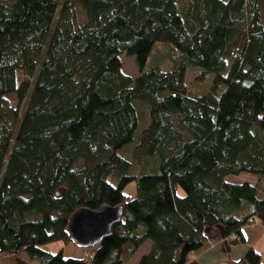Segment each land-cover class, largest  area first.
<instances>
[{
  "label": "trees",
  "instance_id": "1",
  "mask_svg": "<svg viewBox=\"0 0 264 264\" xmlns=\"http://www.w3.org/2000/svg\"><path fill=\"white\" fill-rule=\"evenodd\" d=\"M156 42L170 47L166 69L146 66ZM122 52L137 78L123 71ZM191 66L198 80L212 75L196 92ZM103 205H122V217L88 256L42 247L78 245L70 216ZM256 222L264 0H0V253L124 264L148 239L135 264H184L212 227L234 242ZM239 262L261 264L260 254L249 247Z\"/></svg>",
  "mask_w": 264,
  "mask_h": 264
},
{
  "label": "rangeland",
  "instance_id": "2",
  "mask_svg": "<svg viewBox=\"0 0 264 264\" xmlns=\"http://www.w3.org/2000/svg\"><path fill=\"white\" fill-rule=\"evenodd\" d=\"M79 13V12H78ZM80 21L82 20V16L79 17ZM169 45L168 43H164V42H156L153 45V49L151 51V53L148 56L147 62H146V66H150L152 64H157L159 65L161 68L166 69L169 67V62L167 65V57H166V53L169 49ZM119 58L121 60L122 63V69L123 71H125L126 73L130 74L134 79L137 78L138 76V68L134 59V56L132 55H128L125 52H122L119 55ZM169 61V60H168ZM211 74L209 73L207 75V77L205 78V80H198L199 77V68L197 67H188L187 71L185 73V77L187 80V84L189 87V91L191 90L192 92H196L199 91L205 87L208 86V84L211 81ZM198 80V81H197ZM190 91V92H191ZM7 98L10 102V104L12 106L15 105L16 103V98L14 94H9L7 95ZM145 112L142 114L141 116V122H140V126L142 127L143 125H145L146 123V117H145ZM122 151V150H121ZM120 151V152H121ZM126 156H131V157H137L140 155V150L136 149V151L134 150H127L124 153ZM136 182L135 180H131L130 182L127 183V185L124 187L123 191L125 194H127L128 196H133L135 194V190H136ZM257 226H253L251 229L255 230ZM151 241L150 240H145L138 248L137 250L130 256H128L126 258V263L124 264H135L134 260H137L139 258V256L145 252L149 247H150ZM43 248L51 251V252H55L57 251L59 248L63 249V254L64 256H75V254H77V251L81 250V256H88L89 251L93 250V247H89V246H81V245H76L72 242H68L65 240H57V241H52V242H48L42 245Z\"/></svg>",
  "mask_w": 264,
  "mask_h": 264
},
{
  "label": "crops",
  "instance_id": "3",
  "mask_svg": "<svg viewBox=\"0 0 264 264\" xmlns=\"http://www.w3.org/2000/svg\"><path fill=\"white\" fill-rule=\"evenodd\" d=\"M253 226H257L255 230L251 229ZM206 235V244L191 253L184 264H231L232 261H239L249 247L259 252L260 263L264 264V222L243 226V240L231 241L223 235L222 229L219 227H212L207 231ZM75 257H81V250L77 251ZM16 258L27 261V256L23 252H19L17 255L0 253V264H14ZM137 260H134V263ZM27 262L29 264H38L36 261ZM124 263H126V260ZM238 264L247 263L239 262Z\"/></svg>",
  "mask_w": 264,
  "mask_h": 264
},
{
  "label": "water",
  "instance_id": "4",
  "mask_svg": "<svg viewBox=\"0 0 264 264\" xmlns=\"http://www.w3.org/2000/svg\"><path fill=\"white\" fill-rule=\"evenodd\" d=\"M122 213V205H103L98 210L78 208L68 220L67 233L78 245H97L110 235L112 225L121 219Z\"/></svg>",
  "mask_w": 264,
  "mask_h": 264
},
{
  "label": "built area",
  "instance_id": "5",
  "mask_svg": "<svg viewBox=\"0 0 264 264\" xmlns=\"http://www.w3.org/2000/svg\"><path fill=\"white\" fill-rule=\"evenodd\" d=\"M254 220V219H253Z\"/></svg>",
  "mask_w": 264,
  "mask_h": 264
}]
</instances>
